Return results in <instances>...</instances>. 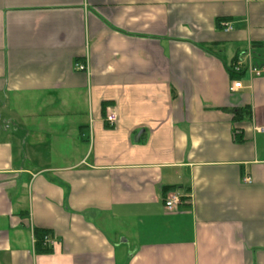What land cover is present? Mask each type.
Segmentation results:
<instances>
[{
    "label": "crops",
    "instance_id": "obj_1",
    "mask_svg": "<svg viewBox=\"0 0 264 264\" xmlns=\"http://www.w3.org/2000/svg\"><path fill=\"white\" fill-rule=\"evenodd\" d=\"M239 62L264 66V0H0V264H264Z\"/></svg>",
    "mask_w": 264,
    "mask_h": 264
},
{
    "label": "built area",
    "instance_id": "obj_2",
    "mask_svg": "<svg viewBox=\"0 0 264 264\" xmlns=\"http://www.w3.org/2000/svg\"><path fill=\"white\" fill-rule=\"evenodd\" d=\"M222 26H223V30L225 32H229V31L232 30L231 24L225 23ZM77 69L79 71H83V70H85V67L84 66H79ZM246 71H248V72L253 71L254 73H257V75H258L260 73H264V66H262L260 68H248V67H245L242 63L239 62V63H236L233 66V68H231V72L233 74H236V75H240L242 73H245ZM241 84L242 83H240V82H233L230 90L231 91L239 90L241 88ZM106 122L109 125H114L116 123L115 114L114 113H110L109 115H107ZM259 131L260 132H264V127L260 128ZM245 181H247V180H245ZM179 203H180V198L176 194L171 193L170 195H168V198L165 200L164 207L166 208V210H176V208H177ZM44 242L50 247H52L53 243H54L49 238H45Z\"/></svg>",
    "mask_w": 264,
    "mask_h": 264
},
{
    "label": "trees",
    "instance_id": "obj_3",
    "mask_svg": "<svg viewBox=\"0 0 264 264\" xmlns=\"http://www.w3.org/2000/svg\"><path fill=\"white\" fill-rule=\"evenodd\" d=\"M218 23H220V22H218ZM238 114H240V113L238 112ZM45 238L50 239L48 232L42 231V230H37V229L34 230V239H35L34 248H35L36 253L43 254V255L51 253L52 247L48 246L44 242Z\"/></svg>",
    "mask_w": 264,
    "mask_h": 264
},
{
    "label": "water",
    "instance_id": "obj_4",
    "mask_svg": "<svg viewBox=\"0 0 264 264\" xmlns=\"http://www.w3.org/2000/svg\"><path fill=\"white\" fill-rule=\"evenodd\" d=\"M140 133H142V132H140ZM140 133L136 136L135 141L138 140Z\"/></svg>",
    "mask_w": 264,
    "mask_h": 264
},
{
    "label": "rangeland",
    "instance_id": "obj_5",
    "mask_svg": "<svg viewBox=\"0 0 264 264\" xmlns=\"http://www.w3.org/2000/svg\"><path fill=\"white\" fill-rule=\"evenodd\" d=\"M5 101H3V103H4ZM6 103V102H5ZM6 105H9V103L7 102V104Z\"/></svg>",
    "mask_w": 264,
    "mask_h": 264
}]
</instances>
